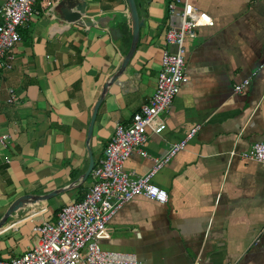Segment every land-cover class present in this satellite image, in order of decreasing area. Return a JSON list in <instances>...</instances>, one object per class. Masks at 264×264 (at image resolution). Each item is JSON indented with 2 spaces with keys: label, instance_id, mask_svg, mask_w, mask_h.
Returning a JSON list of instances; mask_svg holds the SVG:
<instances>
[{
  "label": "crops",
  "instance_id": "obj_1",
  "mask_svg": "<svg viewBox=\"0 0 264 264\" xmlns=\"http://www.w3.org/2000/svg\"><path fill=\"white\" fill-rule=\"evenodd\" d=\"M76 1L84 3L79 21L65 19L63 7L75 13ZM166 1L139 0L135 49L102 94L88 139L102 86L129 48L126 0L37 1L38 13L18 28L10 67L0 65V134L8 135L0 145V217L20 195L56 193L12 210L0 226L1 258L31 246L33 223L82 198L115 125L128 123L153 93L161 53L173 50L164 32L179 23ZM189 2L213 24L184 40L186 81L156 118L164 128H148L146 156L133 151L124 171L145 173L152 158L197 129L151 178L167 201L135 196L124 203L100 247L146 264H264V165L238 156L264 143V0ZM89 156L92 167L82 178Z\"/></svg>",
  "mask_w": 264,
  "mask_h": 264
},
{
  "label": "built area",
  "instance_id": "obj_2",
  "mask_svg": "<svg viewBox=\"0 0 264 264\" xmlns=\"http://www.w3.org/2000/svg\"><path fill=\"white\" fill-rule=\"evenodd\" d=\"M37 1L47 0H4L0 6V65L5 68L10 67L13 48L20 40L18 28L38 13L33 7ZM165 7L166 13L177 16L179 23L164 32V40L173 50L164 49L161 53L153 93L132 113L128 123L115 125L102 157L91 169L92 182L82 198L59 207L53 219L33 223L31 246L16 256L0 257V264H146L132 253L104 250L100 242L108 238L106 224L110 218L133 197L142 196L158 203L167 201L166 191L152 183L151 178L185 147L197 126L183 139L171 143L162 156L152 158V165L145 173L136 175L124 171L123 165L133 151L146 156L142 146L148 128L153 133L164 128V123L156 118L168 109L180 85L186 81L184 40L194 37L196 28L213 24L210 15L195 8L189 0H167ZM247 82L245 79L234 85V92H240ZM11 100L9 95L6 102ZM7 136L0 134V145H6ZM229 154L233 155V150ZM238 156L264 165V143H252Z\"/></svg>",
  "mask_w": 264,
  "mask_h": 264
},
{
  "label": "water",
  "instance_id": "obj_3",
  "mask_svg": "<svg viewBox=\"0 0 264 264\" xmlns=\"http://www.w3.org/2000/svg\"><path fill=\"white\" fill-rule=\"evenodd\" d=\"M63 1L65 0H60L59 4H65L63 3ZM126 4H127V8H128V12H129V16H130V21H131V38H130V44H129V48L126 52V54L124 55L121 64L119 66V69L117 70V72L111 76V78H109V80H107L103 86H102V90H101V94L98 98V100L95 102L92 112H91V117H90V121L87 127V133H86V137L87 139L90 136V131H91V126H92V122L95 116V112L97 109V106L102 98V94L104 93V91L106 90V87L112 83L116 77H118V75L123 71V69L125 68L128 60L130 59L135 46H136V42L138 39V31H139V27L142 25V20L140 19L138 12H137V6H139V0H126ZM70 6V5H69ZM74 9H75V13L67 11L68 6L66 5L65 7H63L62 9V15L65 19L67 20H75V21H79V13L83 12L84 9V3H80V2H75V4L73 5ZM82 23V22H81ZM89 23V22H86ZM88 166L87 169L85 170V172L82 175V178H84L88 172L90 171L91 167H92V158L91 156H89L88 159ZM55 191L49 192L47 194H43V195H31V194H23L20 195L18 197H16L14 200H12L10 202V204L7 206L6 210L4 211V213L1 215L0 217V226L3 225L6 221V218L8 217V215L12 212V210L20 204H23L27 201H34V200H46L50 197H52L53 195H55Z\"/></svg>",
  "mask_w": 264,
  "mask_h": 264
}]
</instances>
